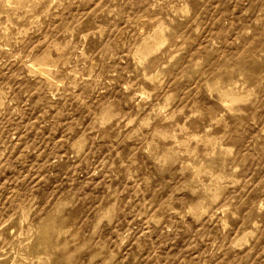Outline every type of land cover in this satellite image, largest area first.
I'll return each mask as SVG.
<instances>
[{
  "label": "rangeland",
  "instance_id": "rangeland-1",
  "mask_svg": "<svg viewBox=\"0 0 264 264\" xmlns=\"http://www.w3.org/2000/svg\"><path fill=\"white\" fill-rule=\"evenodd\" d=\"M0 264H264V0H0Z\"/></svg>",
  "mask_w": 264,
  "mask_h": 264
}]
</instances>
